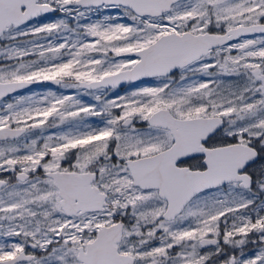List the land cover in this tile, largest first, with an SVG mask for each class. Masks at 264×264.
Returning a JSON list of instances; mask_svg holds the SVG:
<instances>
[{
	"label": "snow or ice",
	"instance_id": "1",
	"mask_svg": "<svg viewBox=\"0 0 264 264\" xmlns=\"http://www.w3.org/2000/svg\"><path fill=\"white\" fill-rule=\"evenodd\" d=\"M0 264H264V0H0Z\"/></svg>",
	"mask_w": 264,
	"mask_h": 264
},
{
	"label": "flooded vegetation",
	"instance_id": "2",
	"mask_svg": "<svg viewBox=\"0 0 264 264\" xmlns=\"http://www.w3.org/2000/svg\"><path fill=\"white\" fill-rule=\"evenodd\" d=\"M54 87V86H53ZM37 88H39V86H33V89L35 90V89H37Z\"/></svg>",
	"mask_w": 264,
	"mask_h": 264
},
{
	"label": "rangeland",
	"instance_id": "3",
	"mask_svg": "<svg viewBox=\"0 0 264 264\" xmlns=\"http://www.w3.org/2000/svg\"><path fill=\"white\" fill-rule=\"evenodd\" d=\"M38 89V88H37ZM37 89H35V90H37Z\"/></svg>",
	"mask_w": 264,
	"mask_h": 264
}]
</instances>
